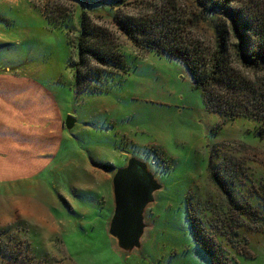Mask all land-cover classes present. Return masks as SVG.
Here are the masks:
<instances>
[{"label":"rangeland","instance_id":"rangeland-1","mask_svg":"<svg viewBox=\"0 0 264 264\" xmlns=\"http://www.w3.org/2000/svg\"><path fill=\"white\" fill-rule=\"evenodd\" d=\"M92 7L83 0H0V76L30 80L56 104L44 121L37 108L16 110L15 135L28 153L0 149V160L19 170L37 171L51 156L36 175L0 181V264H210L188 216L230 264H264V136L257 133L264 118L208 112L180 61L151 48L143 29L132 32L134 42L114 19H146L154 28V16H180L185 26L172 39L189 41L194 0ZM82 11L88 35L79 53ZM203 26L207 36L209 24ZM97 55L122 57L126 66ZM232 66L254 83L264 77V65ZM256 93L263 96L264 87ZM68 115L75 120L70 130ZM44 122L47 148L37 143ZM12 139L0 129L1 145ZM129 157L146 162L159 184L144 210L139 246L130 250L108 229L111 179Z\"/></svg>","mask_w":264,"mask_h":264},{"label":"trees","instance_id":"trees-1","mask_svg":"<svg viewBox=\"0 0 264 264\" xmlns=\"http://www.w3.org/2000/svg\"><path fill=\"white\" fill-rule=\"evenodd\" d=\"M83 1L89 8H93V5L102 7L108 5L112 9L128 2V0ZM194 5L195 12L190 17L189 41L182 40L181 34L177 40L172 39L173 30L185 26L184 19L180 16H175V19L173 17L165 19L163 15L158 19L154 16L156 17L154 28L146 19L116 17L114 19L118 28L134 42L139 43L136 37L138 34L135 33L143 29L142 35H146L145 41L152 46L151 48L160 55L165 54L180 61L188 70L193 87L198 91L208 112L227 118L241 116L261 120L264 118V95L257 96L256 88L264 87V77L254 83L238 72L232 64L237 63L245 70H256L264 65V0H194ZM85 14L86 12L82 11L80 16V38L77 45L79 53L81 42L85 41L88 35ZM207 23L210 34L205 36L200 31L205 30L203 25ZM191 35L197 37L191 39ZM101 57L97 55L96 60L114 68L124 69L126 66L122 57H112L110 62L104 61ZM74 71L76 86L77 66H74ZM114 75L106 73L102 76L112 78ZM99 77L100 74H96V80H99ZM258 81L260 84L256 87ZM95 90L88 88L87 92L89 94L108 92L106 87L105 91ZM241 96L246 98L243 99ZM257 133L264 136V131L260 127ZM187 219L198 248L209 257L210 264H230L221 253L215 251L214 246L210 245L195 222L193 223L189 216ZM228 239L230 242L234 240L231 237Z\"/></svg>","mask_w":264,"mask_h":264},{"label":"water","instance_id":"water-1","mask_svg":"<svg viewBox=\"0 0 264 264\" xmlns=\"http://www.w3.org/2000/svg\"><path fill=\"white\" fill-rule=\"evenodd\" d=\"M74 118L68 115L64 127L70 130ZM113 209L109 220V234L122 249L138 247L145 228L144 210L154 199L159 188L146 162L129 157L124 167L119 168L111 179Z\"/></svg>","mask_w":264,"mask_h":264},{"label":"crops","instance_id":"crops-1","mask_svg":"<svg viewBox=\"0 0 264 264\" xmlns=\"http://www.w3.org/2000/svg\"><path fill=\"white\" fill-rule=\"evenodd\" d=\"M0 81L4 82V84L3 82H0V129L2 130L3 133L5 134L9 133V135L15 137V139L9 140L7 142L6 141L3 142L2 145L0 143V149H2L1 147H3L6 151H12L13 153H16L20 156L24 152V150H27V147H23L17 142V140L19 141V139L16 138L15 129H17V127L19 128V123L17 122L16 119H14L16 115V110L21 109V113L19 114L23 115V113H25L23 110H27L28 106L32 107V110L37 108L39 109L38 116L40 120L43 119L44 121L46 114H49V108H51L49 107L50 104L52 102L54 105L56 104L54 103L48 92H46L42 87L33 83L30 80H25L16 77L9 78L6 76H0ZM4 105H6V108H3ZM44 125H46L45 122L42 123L41 126ZM26 126L27 125H23L22 129L27 128L30 129V131L33 129L32 126H30V128ZM41 130L42 133L40 134V138L37 143L41 148L43 147L47 148V140L49 142L51 130L47 128V125L46 127H41L40 131ZM63 130L64 129L60 130V136L57 139L56 149H59L58 146L62 138ZM21 137L25 138V136H21ZM50 149L51 148L46 149L48 150L46 151V154L50 152ZM56 154H57V150L54 155ZM28 158H30L29 154H28ZM50 160H51V156H48L46 158V162L44 163L45 165L43 164L42 167L37 171L32 170L33 166L21 170L15 169L10 165V163H7L6 160H0V181L4 182L6 180H12V179L18 180L26 175H36L41 171H43L44 167L48 162H50ZM21 172L23 176L20 175ZM7 176H12L13 178H7Z\"/></svg>","mask_w":264,"mask_h":264}]
</instances>
